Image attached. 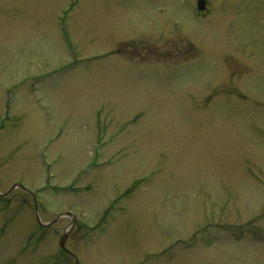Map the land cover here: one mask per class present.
<instances>
[{
    "label": "rangeland",
    "instance_id": "rangeland-1",
    "mask_svg": "<svg viewBox=\"0 0 264 264\" xmlns=\"http://www.w3.org/2000/svg\"><path fill=\"white\" fill-rule=\"evenodd\" d=\"M67 232L264 264V0H0V264H75Z\"/></svg>",
    "mask_w": 264,
    "mask_h": 264
},
{
    "label": "water",
    "instance_id": "water-1",
    "mask_svg": "<svg viewBox=\"0 0 264 264\" xmlns=\"http://www.w3.org/2000/svg\"><path fill=\"white\" fill-rule=\"evenodd\" d=\"M199 7L201 9H204L206 7V0H199ZM67 236H68V233H66V235L64 237H62V239H61V244L63 246L65 245V241H66Z\"/></svg>",
    "mask_w": 264,
    "mask_h": 264
}]
</instances>
